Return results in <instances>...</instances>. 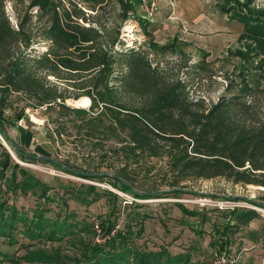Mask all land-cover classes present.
Masks as SVG:
<instances>
[{
    "label": "trees",
    "instance_id": "16d2710c",
    "mask_svg": "<svg viewBox=\"0 0 264 264\" xmlns=\"http://www.w3.org/2000/svg\"><path fill=\"white\" fill-rule=\"evenodd\" d=\"M14 1L18 28L9 19L6 0H0V132L20 157L32 155L10 138L6 130L7 126L16 124L25 116V106L21 113L17 108L15 119L6 115V107L16 93L24 94L34 108L47 106V109H55L59 116L74 113L81 120L79 139H87L91 145L88 155H99L101 162L97 168L109 166L112 169V174L100 171L87 175V170L82 168V171L69 168L70 172L86 178H107L114 188L137 198L180 193L185 191L182 189L186 186L184 184L192 179L218 176L245 185L264 186V121L257 130H249L238 128L234 120L237 113L252 109L251 104L241 101L256 89L245 75L240 84L244 96L236 93L209 106L204 98L191 100L189 89L181 79L164 82L162 73L152 65L142 48L144 45L125 47L119 32L111 38L106 27L100 30L92 23H97L94 18L97 13L88 12L78 1L72 0L67 5L66 0H28L30 9L36 7L35 13L18 7L24 0ZM83 1L94 11L106 0ZM123 6L127 17L134 6L129 0L123 2ZM221 7L229 14V19L244 24L240 39L247 40L244 42L246 50L238 48L237 54L247 59L264 54V11L250 9L244 12L237 0H224ZM33 24H38L35 32ZM143 27L147 29L146 25ZM42 43L45 49L39 51L34 45ZM117 44L124 48L117 50ZM258 66L264 67V58L259 60ZM84 97L91 100L89 107H75L68 103L69 99ZM64 130L65 123L58 122L50 137L62 139ZM107 142H111L110 148L105 147ZM0 147L3 148L0 238L13 242L19 222L23 226L22 232L31 239L64 240L74 235L81 222L74 214H59L56 218L48 216L50 205L57 201L48 194L49 185L15 162L1 141ZM151 157L168 158L166 173L162 177L169 190L149 193L154 190L137 185L136 161ZM8 170H11L9 176ZM150 173L152 168L145 171L144 177ZM71 191L70 197L87 205L96 202L102 193L109 197L112 213L102 217L100 224L106 234L111 233L117 225L113 211L118 209L114 200L120 199L119 195L112 190L100 193L96 186L87 184L75 186ZM10 192L14 200L22 194L33 193L44 202L39 200L33 216H30L20 211L15 202L9 204ZM60 201L67 206L64 196ZM180 207L185 214H201L199 210H189L182 204ZM134 211L139 225L136 231L133 223L127 221L124 228L117 230L104 243H85L80 256L72 264H192L195 261L190 250L173 254L166 247L151 250L138 245L136 238L144 231L143 221L147 216L137 209ZM138 214L142 215L140 219ZM201 216L204 221L209 220L206 213ZM221 216L223 223L215 225L213 242L224 246L231 243L230 235H236L243 226L260 218L261 212L254 208L235 207L222 211ZM250 233L251 239L258 241L259 236L264 235V227ZM1 255L4 254L0 252ZM27 255L29 261L48 258L41 251L31 250Z\"/></svg>",
    "mask_w": 264,
    "mask_h": 264
},
{
    "label": "rangeland",
    "instance_id": "374dc122",
    "mask_svg": "<svg viewBox=\"0 0 264 264\" xmlns=\"http://www.w3.org/2000/svg\"><path fill=\"white\" fill-rule=\"evenodd\" d=\"M76 1L88 12L97 13L94 15L97 23L92 22L97 28L102 30L106 27L110 37L119 32L125 47L144 45L142 48L152 65L158 67L162 73L164 82L181 79L189 89L191 100L204 98L210 106L222 97L229 98L236 93L244 96L240 84L245 75L256 89L250 97L245 96L241 101L251 104L252 109L247 113H237L235 124L240 129L257 130L264 121V67L258 66L264 54L250 59L237 54L238 48L246 50L244 42L247 40L240 39L244 33V24L229 19V14L221 7L224 0H174L170 5L164 3L150 21L141 17L137 0H129L134 7L127 17L124 16L123 6V2L127 0H106L98 4L94 11L83 0ZM14 2L6 0V9L12 25L18 28ZM70 2L72 0H66L67 5ZM237 2H240V8L244 12L250 9L255 12L264 11V0H251L248 5L246 4L249 0ZM18 7L30 9L29 1L24 0ZM30 11L35 13L36 7ZM37 27L38 24H33V32ZM34 46L39 51L45 49L44 43ZM116 48L119 50L124 46L117 44ZM70 101L75 99L68 100L75 107H89L75 105ZM31 102L22 93L13 94L11 104L6 107V115L15 119L17 108L21 113V108L25 106V116L16 124L7 126L6 130L10 138L32 156L20 157L1 132L0 141L15 162L49 185L48 194L57 201L50 205L47 215L56 218L59 214H74L76 220L81 222V227L64 240L31 239L22 232L23 226L19 222L13 242L5 237L0 238V252L4 254L0 256V264H72L80 256L85 243H104L117 230L124 228L127 221L133 223V230L136 231L139 225L136 224L138 220L135 209L147 216L143 221L144 231L136 238V243L147 249L159 250L166 247L173 254L190 250L193 261L195 260L192 264H218L221 257L229 255L235 256L239 260L238 264H264V235H260L259 240L255 241L251 239L250 233L251 230H261L264 227V206L253 202L255 200L264 204V186L245 185L226 176H218L211 179H192L184 184L186 186L182 189L185 191L180 193L167 192L156 198H137L114 188L107 178H86L70 172L69 168H82L87 170V175H95L100 171L112 174V169L109 166L97 168L101 162L99 155H88L91 145L87 139H79L81 120L74 113L59 116L55 109H47V106L34 108ZM58 122L65 123L62 139L50 137V132L55 130ZM110 145L111 142H107L105 147L110 148ZM2 152L3 148L0 147V161L3 158ZM56 162L59 164H55ZM167 164V157L141 158L136 161V172L139 176L137 185L154 190L149 193L169 190L166 179L162 177L166 173ZM150 168L152 173L144 177L145 171ZM10 173L11 170H8L7 175ZM80 184L96 186L100 193L112 190L119 195L120 199L114 200L119 210L113 211L117 217V225L111 233L106 234L100 224L102 217L112 213L109 197L102 193L90 205L79 202L70 197V194L71 189ZM157 188L161 189L156 190ZM8 195L11 196L9 204L15 202L20 211L27 212L30 216H33L37 202L42 199L33 193L22 194L16 200L12 198L11 192ZM63 196L67 200V206L60 201ZM2 199L3 197L0 201ZM180 204L189 210L196 209L201 214L206 213L209 220L204 221L201 214H185ZM235 207L257 209L261 216L243 226L236 235H230L232 241L229 245L215 244V225L223 223L221 212ZM141 216L137 215L139 219ZM31 250L44 252L48 258L29 261L27 252Z\"/></svg>",
    "mask_w": 264,
    "mask_h": 264
},
{
    "label": "built area",
    "instance_id": "2783aa9c",
    "mask_svg": "<svg viewBox=\"0 0 264 264\" xmlns=\"http://www.w3.org/2000/svg\"><path fill=\"white\" fill-rule=\"evenodd\" d=\"M174 0H138V7L140 9L141 17L150 21L153 20L158 11L162 8L164 3L170 5ZM262 2V1H261ZM239 260L235 256L221 257L218 264H238Z\"/></svg>",
    "mask_w": 264,
    "mask_h": 264
},
{
    "label": "bare ground",
    "instance_id": "6f19581e",
    "mask_svg": "<svg viewBox=\"0 0 264 264\" xmlns=\"http://www.w3.org/2000/svg\"><path fill=\"white\" fill-rule=\"evenodd\" d=\"M74 102L75 105L89 106L91 104V100L88 97L81 98L80 100L70 101ZM264 188V187H263Z\"/></svg>",
    "mask_w": 264,
    "mask_h": 264
},
{
    "label": "water",
    "instance_id": "95a60500",
    "mask_svg": "<svg viewBox=\"0 0 264 264\" xmlns=\"http://www.w3.org/2000/svg\"><path fill=\"white\" fill-rule=\"evenodd\" d=\"M75 102H76V100H75ZM74 103V102H73ZM90 106V105H89ZM78 107H80V106H78Z\"/></svg>",
    "mask_w": 264,
    "mask_h": 264
}]
</instances>
